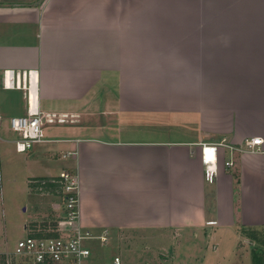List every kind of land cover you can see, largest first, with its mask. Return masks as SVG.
<instances>
[{"label":"crops","instance_id":"1","mask_svg":"<svg viewBox=\"0 0 264 264\" xmlns=\"http://www.w3.org/2000/svg\"><path fill=\"white\" fill-rule=\"evenodd\" d=\"M7 70L36 71L39 109L65 117L27 171L56 175L75 150L78 225L248 264L237 241L264 232V0H0V114L26 113ZM201 146L216 147L212 182Z\"/></svg>","mask_w":264,"mask_h":264},{"label":"rangeland","instance_id":"2","mask_svg":"<svg viewBox=\"0 0 264 264\" xmlns=\"http://www.w3.org/2000/svg\"><path fill=\"white\" fill-rule=\"evenodd\" d=\"M22 107L24 109V105ZM4 113L2 115L6 118L26 114L25 110ZM33 162L32 154L16 153L13 149L6 155H0V252L11 251L17 241L27 234L55 232L62 221L64 194L58 174L60 170L71 167V159L58 154L50 165L56 175L28 178L30 173L43 174L40 168L34 172L27 171ZM63 227L71 229L74 224ZM245 233L242 232L244 236L237 241V253L241 254V259L246 254L248 264H264V232ZM110 235L104 244L98 239L83 241V245L90 249V255L83 264H111L115 256L121 258L122 264H197L200 259H193L191 263L189 258L183 259L185 249H180L178 258H172L156 246L150 248L152 244L139 233L123 236L121 242ZM194 252L198 253L197 250Z\"/></svg>","mask_w":264,"mask_h":264},{"label":"built area","instance_id":"3","mask_svg":"<svg viewBox=\"0 0 264 264\" xmlns=\"http://www.w3.org/2000/svg\"><path fill=\"white\" fill-rule=\"evenodd\" d=\"M3 86L7 89H21L26 93V114L4 117L0 114V141L4 140L3 130L8 129L15 135L12 143L15 152L26 153L34 145L44 141L46 124L62 123L65 117L44 114L38 105V75L36 71L15 72L7 70L3 74ZM34 95V97H33ZM262 143L259 137L245 141L247 147ZM209 149V152L207 151ZM201 158L205 164L204 177L207 182L214 179L216 147L201 146ZM210 153V154H208ZM75 150L62 153V157L75 156ZM226 165L231 162H225ZM63 197V218L58 223L57 236L31 235L19 239L11 251L0 252V264H83L90 255V249L83 241L98 239L101 244L107 242L106 232L95 235L78 225L79 191L78 179L72 170L63 169L58 174ZM65 224H74V228H64ZM60 227V228H59ZM26 226H24V229ZM111 264H122L115 256Z\"/></svg>","mask_w":264,"mask_h":264},{"label":"trees","instance_id":"4","mask_svg":"<svg viewBox=\"0 0 264 264\" xmlns=\"http://www.w3.org/2000/svg\"><path fill=\"white\" fill-rule=\"evenodd\" d=\"M31 235H36V236H38V235H47V236H57L58 234H57V232H48V233H31Z\"/></svg>","mask_w":264,"mask_h":264},{"label":"bare ground","instance_id":"5","mask_svg":"<svg viewBox=\"0 0 264 264\" xmlns=\"http://www.w3.org/2000/svg\"><path fill=\"white\" fill-rule=\"evenodd\" d=\"M207 151L209 152V149H207ZM208 154H210V153H208Z\"/></svg>","mask_w":264,"mask_h":264}]
</instances>
